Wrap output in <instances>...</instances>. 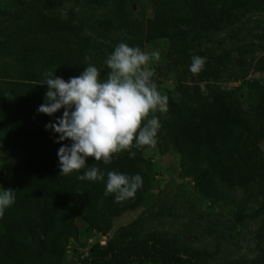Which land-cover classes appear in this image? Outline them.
<instances>
[{
  "label": "trees",
  "instance_id": "1",
  "mask_svg": "<svg viewBox=\"0 0 264 264\" xmlns=\"http://www.w3.org/2000/svg\"><path fill=\"white\" fill-rule=\"evenodd\" d=\"M68 3L72 6L63 14ZM136 3L14 0L6 10L0 5V135L15 150L14 161L0 162V182L17 187L15 203L0 214V264H206L207 252L181 259L158 230L135 238L141 219L117 228L104 245L93 243L86 256L67 260L70 242H87L91 234L109 230L113 219L145 206L151 169L147 146L132 147L134 158L128 151L116 153L108 165L87 158L86 164L103 171L105 180L108 171L142 177L135 196L121 202L105 194L104 181L78 179L87 165L60 175L61 145L45 125L63 109L53 117L37 114L47 90L41 83L52 74L67 81L88 65L106 78L110 70L104 61L116 45L123 42L144 51L145 44L159 40L168 43L165 69L177 70L178 76L164 94L167 111L150 112L146 118L159 119L156 145L179 157L180 175L192 178L200 196H217L222 188L240 192L236 224L260 219L251 246L255 258L216 264H264V79H247L249 69L264 73V55L237 58L241 85L226 90L220 85L226 56L202 48L204 38L229 31L249 12H264V0H162L149 17L141 12L138 20L131 17ZM78 7L88 10L77 12ZM193 55L206 58L196 74L189 71ZM248 204L255 206L251 214H246ZM162 209L152 205L145 219H160Z\"/></svg>",
  "mask_w": 264,
  "mask_h": 264
},
{
  "label": "rangeland",
  "instance_id": "2",
  "mask_svg": "<svg viewBox=\"0 0 264 264\" xmlns=\"http://www.w3.org/2000/svg\"><path fill=\"white\" fill-rule=\"evenodd\" d=\"M13 1L0 0L1 8L8 9ZM161 1L137 0L131 17L138 20L141 12L145 13V18L149 17L153 6ZM71 6V3L65 4L62 8L63 14ZM87 10L82 7L76 9L77 12ZM94 10L96 13L106 12L104 9ZM202 48H211L217 54L226 56L225 79L220 85L226 90H236L242 81L241 69L234 65L236 59L242 58L249 61L264 55V12H249L229 31L211 34L210 38H204ZM167 49L166 40L144 45L145 52L158 51L160 54L158 61L150 60L146 67L154 72L153 79L162 95L173 89L178 76L177 70H166L164 67ZM247 79L262 81L264 73L249 69ZM262 148L264 150V146ZM14 158L15 150L7 146L0 135V162L14 161ZM146 158L150 164L151 181L145 206L113 219L109 230L91 234L87 242H70L66 248L69 263L86 256L88 248L93 243L99 242L104 245L113 237L117 228L139 219L141 223L135 238H144L150 232L158 230L166 234L170 243L182 256L205 251L207 252L206 264L231 261L249 263L255 258L256 253L251 246L260 219L256 221L246 219L242 224L234 222L236 204L242 200L240 192L222 188L217 196L210 198L200 196L194 188L192 178L180 175L179 157L167 146L162 148L156 144L147 146ZM0 186L5 189H17L15 185L7 188L1 182ZM152 205L156 209L163 207L162 210L165 213L163 217L158 220L145 219L144 214ZM254 208V205L248 204L246 214H251Z\"/></svg>",
  "mask_w": 264,
  "mask_h": 264
},
{
  "label": "clouds",
  "instance_id": "3",
  "mask_svg": "<svg viewBox=\"0 0 264 264\" xmlns=\"http://www.w3.org/2000/svg\"><path fill=\"white\" fill-rule=\"evenodd\" d=\"M159 59L158 51L148 53L121 42L104 61L110 70L106 78H101L94 65L67 81L54 74L45 76L41 85L47 90L36 112L53 117L63 109L62 115L45 125L55 136L53 142L61 145L57 150L60 175L85 169L88 157L108 165L116 153L128 151L129 158H134L132 147L156 144L159 119L155 115L146 118L150 112L167 111V96L158 91L154 72L146 65ZM205 63L206 58L193 55L189 71L199 73ZM78 179L104 181L105 194H113L115 202L133 198L142 187L139 174L108 171L105 180V173L92 165ZM15 199L16 190L0 186V214Z\"/></svg>",
  "mask_w": 264,
  "mask_h": 264
}]
</instances>
